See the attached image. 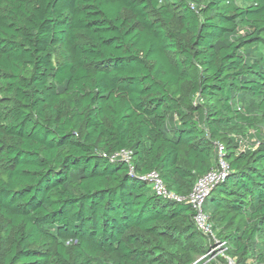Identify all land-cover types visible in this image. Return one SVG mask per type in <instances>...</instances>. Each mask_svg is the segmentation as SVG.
<instances>
[{
  "label": "trees",
  "instance_id": "16d2710c",
  "mask_svg": "<svg viewBox=\"0 0 264 264\" xmlns=\"http://www.w3.org/2000/svg\"><path fill=\"white\" fill-rule=\"evenodd\" d=\"M217 143L202 209L264 264V0H0V264H195L194 211L145 176L188 195Z\"/></svg>",
  "mask_w": 264,
  "mask_h": 264
},
{
  "label": "built area",
  "instance_id": "2783aa9c",
  "mask_svg": "<svg viewBox=\"0 0 264 264\" xmlns=\"http://www.w3.org/2000/svg\"><path fill=\"white\" fill-rule=\"evenodd\" d=\"M216 157L217 163L215 168L211 169L206 174L200 176L192 187L188 195H177L167 191L165 185L160 180L156 173H150L145 176V179L150 181L151 189L160 196L166 197L176 203H184L191 206L194 211L193 223L198 232H200L207 240L209 244L208 252L204 256L207 258V262L212 260L216 264H237L234 258L227 255V245L225 241L219 240L212 228V224L209 221V217L203 211V203L210 191L223 180L225 174L228 171V165L224 161V147L222 144L217 143ZM111 159H120L130 166L132 171V153L129 150H121L115 153ZM220 260L223 262L220 263Z\"/></svg>",
  "mask_w": 264,
  "mask_h": 264
},
{
  "label": "rangeland",
  "instance_id": "374dc122",
  "mask_svg": "<svg viewBox=\"0 0 264 264\" xmlns=\"http://www.w3.org/2000/svg\"><path fill=\"white\" fill-rule=\"evenodd\" d=\"M237 4L241 5V2L238 1ZM253 120L256 124L255 129L259 130L262 123L257 119H253ZM235 135L240 139L242 149L249 147L250 142H253V140H254V138H252V140H250V137H252V135H253V130L250 128V126L242 125L241 129L239 130V133L235 134ZM206 261H207V258L205 260L204 256H202V257L201 256H194V263L195 264H197V263L199 264V263L206 262Z\"/></svg>",
  "mask_w": 264,
  "mask_h": 264
}]
</instances>
